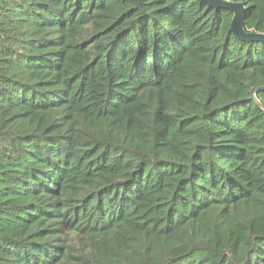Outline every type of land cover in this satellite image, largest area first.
Masks as SVG:
<instances>
[{"label": "trees", "instance_id": "trees-1", "mask_svg": "<svg viewBox=\"0 0 264 264\" xmlns=\"http://www.w3.org/2000/svg\"><path fill=\"white\" fill-rule=\"evenodd\" d=\"M232 17L0 0V264H264V43Z\"/></svg>", "mask_w": 264, "mask_h": 264}, {"label": "water", "instance_id": "water-1", "mask_svg": "<svg viewBox=\"0 0 264 264\" xmlns=\"http://www.w3.org/2000/svg\"><path fill=\"white\" fill-rule=\"evenodd\" d=\"M209 5L211 9L222 8L233 14L230 30L233 32L236 38L245 41H255L264 43V34H258L255 32L244 31V15L245 8L240 3H232L227 0H202ZM264 91V88H254L252 89V95L255 92ZM256 103H258L254 96L251 97Z\"/></svg>", "mask_w": 264, "mask_h": 264}]
</instances>
